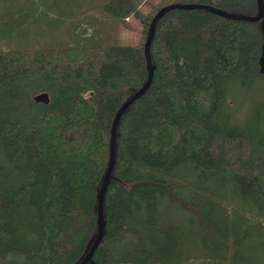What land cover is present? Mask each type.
<instances>
[{"label":"trees","instance_id":"trees-1","mask_svg":"<svg viewBox=\"0 0 264 264\" xmlns=\"http://www.w3.org/2000/svg\"><path fill=\"white\" fill-rule=\"evenodd\" d=\"M21 1L0 0V264H79L98 234L114 119L148 80L147 35L125 45L103 24L87 29L97 15L134 16L148 32L173 3L243 15L258 4L86 0L75 19L35 7L12 20ZM43 16L57 25L37 38ZM151 56L153 82L118 124L104 236L88 264H264V17L172 10ZM42 92L48 104L34 100Z\"/></svg>","mask_w":264,"mask_h":264},{"label":"water","instance_id":"water-1","mask_svg":"<svg viewBox=\"0 0 264 264\" xmlns=\"http://www.w3.org/2000/svg\"><path fill=\"white\" fill-rule=\"evenodd\" d=\"M258 4V11L256 15H243V14H235L228 11H225L223 9L215 8L210 5L201 4V3H173L170 5H167L163 8H161L156 15L151 20L148 32H147V38L145 42V53L147 58V66H148V80L144 84V86L136 92L133 96H131L124 105L120 108L118 111L111 130V141H110V161L109 165L106 171V174L104 176V179L102 181L100 192H99V198H98V234L97 237L89 249L88 253L85 255V257L81 260L79 264H88L95 252L97 251L99 245L101 244V241L104 236L105 231V213H104V203H105V196L107 187L110 181V178L112 176L114 166L116 163V137H117V129L118 124L122 118V115L124 112L129 108V106L137 99L141 98L142 95L147 91V89L150 87V85L153 82L154 79V65L152 62V56H151V46L152 41L156 29V25L158 21L166 15L168 12L176 9H205L208 11H211L213 13L219 14L223 17L234 19V20H245V21H253L257 22L263 19L264 17V1L263 0H257ZM34 100L38 103H44L48 104L50 102V96L47 92H42L37 94L34 97Z\"/></svg>","mask_w":264,"mask_h":264},{"label":"rangeland","instance_id":"rangeland-1","mask_svg":"<svg viewBox=\"0 0 264 264\" xmlns=\"http://www.w3.org/2000/svg\"><path fill=\"white\" fill-rule=\"evenodd\" d=\"M19 1H21V0H19ZM64 1L67 3L66 8H64V6H61V4H59V6H61V8L59 6L57 7L58 0H42V2L40 0H22L21 2H19L20 4H22V12L19 13L17 11L15 13L11 14V19L12 20L15 19L16 21L17 20H21V19H16L15 18V16H19L17 14H20L22 20H24L23 17L29 15V13H28L29 11H32V12L36 13L35 9H34L35 7L37 8V10H39V9L43 10L45 8V10H49V13L53 14V15H59L61 13H65V12L70 13L69 11H71L72 12L71 13V19H75V18H72V17L75 16V12L74 11L79 7V3H81L82 1H86V0H64ZM104 1L105 0H97V3H100L102 5V3H104ZM148 1L151 2L153 4V6H155L160 0H147V3H148ZM42 6H43V8H42ZM141 9H142V11L144 13H148L151 10V8L149 6H146V4H143L141 6ZM56 11H57V13H56ZM97 16L100 17V20L93 21V23L91 25L92 27H89L87 29V33L85 34L86 37H90L91 36V34L94 32V27L95 26L96 27H101V26H98V25H102V24H103L102 28H104L108 32L113 33L115 31L116 35H118V38L120 39L121 43L125 44V45L138 44L139 42H142V39H143L144 35H147V32L145 31V28H144V25L142 24V22L140 20H138L134 16L126 19L125 21H123L122 23L117 24V25L111 24L106 19H102L100 15H97ZM51 21L52 20H50V19L48 20V18L45 19V16H43V19H40L39 23H41L42 26L38 30H36V29L33 30V31L36 32L35 36L37 38H41L42 37L41 29H43V30L45 29L44 28V24H46V23L50 24L51 23L53 25H57L56 23H53ZM68 26H69V24H66V27H68ZM46 28H48V26H46ZM29 30H30V28H29ZM47 30L50 31L49 28ZM28 31L25 32V33H22L18 37L20 39V41L22 39L23 40L29 39L30 38L29 34L34 35V34H32L33 31L32 32H28ZM54 32H58V31H50V35L47 36V37L48 38L50 37V39H53L54 37H52V35H53L52 33H54ZM27 35H28V37L26 38ZM58 35H59V32H58ZM145 39H146V37H145ZM80 44H82L81 41L78 43V45H80ZM262 95H263L262 93H258V94H256L255 97L259 98V96H262ZM253 99H254L253 96L251 97V95H247V99L244 102H250ZM240 105H241V101H240ZM236 109L240 110L241 108L240 107H236Z\"/></svg>","mask_w":264,"mask_h":264}]
</instances>
